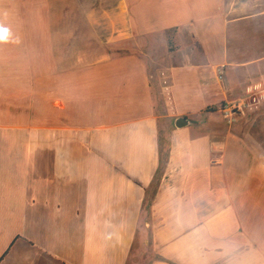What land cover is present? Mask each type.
Wrapping results in <instances>:
<instances>
[{
  "label": "crops",
  "instance_id": "obj_1",
  "mask_svg": "<svg viewBox=\"0 0 264 264\" xmlns=\"http://www.w3.org/2000/svg\"><path fill=\"white\" fill-rule=\"evenodd\" d=\"M263 15L0 0V264H264V105L207 112L264 82Z\"/></svg>",
  "mask_w": 264,
  "mask_h": 264
},
{
  "label": "built area",
  "instance_id": "obj_2",
  "mask_svg": "<svg viewBox=\"0 0 264 264\" xmlns=\"http://www.w3.org/2000/svg\"><path fill=\"white\" fill-rule=\"evenodd\" d=\"M219 72H222L221 68L219 69ZM165 90L168 92V100L170 101V87H166ZM263 104L264 82L247 88L245 97L230 104L222 105L220 107V112L224 119L232 124L237 119V117L244 115L247 110H258Z\"/></svg>",
  "mask_w": 264,
  "mask_h": 264
},
{
  "label": "rangeland",
  "instance_id": "obj_3",
  "mask_svg": "<svg viewBox=\"0 0 264 264\" xmlns=\"http://www.w3.org/2000/svg\"><path fill=\"white\" fill-rule=\"evenodd\" d=\"M260 1H264V0H260ZM260 17H263V20H264V15L263 16H260ZM183 29V28H182ZM169 48H170V50L172 51V50H174V47H173V43L172 44H170V46H169ZM226 76L227 77H230L231 76V70H228V72L226 73ZM187 77L188 78H191L192 80H194L195 82H196V79H198V76L195 74V73H188V75H187ZM187 77H178L177 78V80L178 81H180V82H182L183 81V79L184 78H187ZM195 85V84H194ZM186 85H184V87H185ZM166 87H170V85L168 84V85H163V88H164V91H163V93H164V96H165V98H166V100H168V95H167V93L168 92H166V90H165V88ZM170 92H171V96H172V91H171V88H170ZM170 96V95H169ZM170 96V97H171ZM241 97V96H240ZM243 97H245V95L244 96H242L241 98H243ZM239 98V97H238ZM240 98V99H241ZM235 99H237V98H234V99H228L227 100V102L229 103L230 101H232V100H235ZM168 103H169V105H168V107H169V112H170V114H172V116H174L175 115V107L172 105V104H170L171 102L168 100L167 101ZM228 103H225V104H223V105H226V104H228ZM232 103V102H231ZM230 104V103H229ZM264 105V104H263ZM262 105V106H263ZM221 107V106H220ZM220 107L219 108H215V109H209V110H207V112H214V110H216V111H220ZM256 111V110H255ZM257 112V111H256ZM220 115H221V117H222V119H221V117H220ZM220 115L219 114H216V115H214L213 116V119H214V121H215V125L220 129H222V130H226V129H231V124H228V123H225V121H227L226 119H224V117L222 116V114H221V112H220ZM181 118V117H180ZM228 122V121H227ZM171 123V122H170ZM191 125H190V127H186V128H184L185 130H191V131H194L195 129L193 128V126L195 125V123L194 122H191L190 123ZM263 126H264V124H263ZM175 126L173 125L172 126V123L169 125V123H166V126L164 127V131L165 130H171V129H175L174 128ZM253 129H256V124L254 125V127H253ZM220 139V138H219ZM165 148V150H163V158L165 159L166 157H167V147L165 146L164 147ZM161 171H162V169H161ZM161 171H159V174H158V176H157V179L158 178H160V175H161ZM158 181V180H157ZM159 182V181H158ZM158 184V183H157ZM157 184H155V187H154V192H156V189H157ZM18 236H16L14 239H13V241H12V243L11 244H9V246L6 248V250L4 251V253H3V255L1 256V259L3 258V256L9 251V249H10V247L13 245V242L15 241V239L17 238ZM0 259V260H1ZM143 262V264H147L148 262H149V258H144V260L142 261Z\"/></svg>",
  "mask_w": 264,
  "mask_h": 264
},
{
  "label": "water",
  "instance_id": "obj_4",
  "mask_svg": "<svg viewBox=\"0 0 264 264\" xmlns=\"http://www.w3.org/2000/svg\"><path fill=\"white\" fill-rule=\"evenodd\" d=\"M189 124H190V122L187 118H179L175 122V126L177 129L186 128Z\"/></svg>",
  "mask_w": 264,
  "mask_h": 264
},
{
  "label": "trees",
  "instance_id": "obj_5",
  "mask_svg": "<svg viewBox=\"0 0 264 264\" xmlns=\"http://www.w3.org/2000/svg\"><path fill=\"white\" fill-rule=\"evenodd\" d=\"M7 254V253H6ZM6 254L3 256V257H5L6 256Z\"/></svg>",
  "mask_w": 264,
  "mask_h": 264
}]
</instances>
